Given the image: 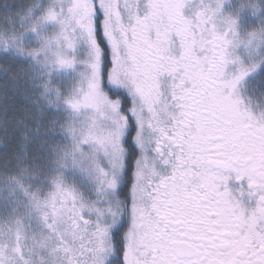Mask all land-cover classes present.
I'll list each match as a JSON object with an SVG mask.
<instances>
[{"label":"snow or ice","instance_id":"1","mask_svg":"<svg viewBox=\"0 0 264 264\" xmlns=\"http://www.w3.org/2000/svg\"><path fill=\"white\" fill-rule=\"evenodd\" d=\"M0 264H264V0H0Z\"/></svg>","mask_w":264,"mask_h":264}]
</instances>
